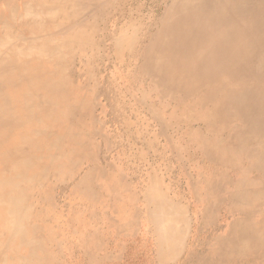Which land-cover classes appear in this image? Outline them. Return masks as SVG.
Wrapping results in <instances>:
<instances>
[{"label":"rangeland","instance_id":"374dc122","mask_svg":"<svg viewBox=\"0 0 264 264\" xmlns=\"http://www.w3.org/2000/svg\"><path fill=\"white\" fill-rule=\"evenodd\" d=\"M238 1H247L239 14L264 8ZM10 2L0 26L10 69L21 75L22 56L37 64L19 95L31 91L36 109L48 101L57 124L17 187L16 215L1 214L0 264H207L240 209L264 211L263 46L248 54L262 67L254 77L205 83L176 68L197 63L192 0ZM259 17L240 30L260 28ZM168 225L180 239L174 255ZM223 264H264V237Z\"/></svg>","mask_w":264,"mask_h":264},{"label":"bare ground","instance_id":"6f19581e","mask_svg":"<svg viewBox=\"0 0 264 264\" xmlns=\"http://www.w3.org/2000/svg\"><path fill=\"white\" fill-rule=\"evenodd\" d=\"M0 3H5L7 9H0V26L8 27V19L11 18L13 8L10 0H0ZM28 0H25V3ZM244 3L234 0L233 6L223 7L226 5L225 0H192L185 6L186 11H190L200 6V23L195 33V41H200L197 47L192 44L191 53L196 52L194 60H197L195 65L181 64L176 68L181 67L194 68L193 78L195 75H200L201 81L205 83L217 82L219 84L222 77H229L231 83H237L245 79H250L261 72L262 68L254 67L257 61L251 60L252 56L248 55L251 51L258 50L259 47H264V8H261L260 3L256 2L252 9L256 12L253 14H239L234 8L244 6ZM260 2V1H259ZM248 4V3H247ZM246 4V5H247ZM26 5V4H25ZM263 15L260 28H245L240 30L241 23L257 24L259 17ZM1 29V27H0ZM257 34L263 35L258 36ZM221 38L219 44L213 41V52L207 51L206 44L210 39ZM7 44V40L0 39V222L1 214L5 210L9 216L16 215L18 207L17 187L22 181H28L33 170L37 167L39 159L45 155L44 142L48 139L46 131L50 126L53 127L56 121V112H50L46 109V102L39 100V107L34 108V100L31 97V91H26L25 95L20 96L22 84L29 83L31 75L37 64L33 61L28 62L25 57H19L18 65L21 67V75L19 72L14 73L10 69L12 60L11 52H4L2 47ZM204 44V53L207 54L203 59H200V47ZM211 44V43H209ZM184 50V49H183ZM187 51V50H186ZM185 52V51H184ZM23 54L19 53V56ZM239 59H244L246 62H241ZM264 58H262V62ZM261 63V61H259ZM13 65V64H12ZM238 65V67H235ZM32 73V74H31ZM31 74V75H30ZM177 76V70L172 72V76ZM198 77V76H197ZM177 83V82H176ZM40 96V95H39ZM25 97V98H24ZM24 98V101L22 99ZM41 98V97H40ZM28 102V105L26 103ZM51 102V101H49ZM37 103V104H38ZM27 105V111L22 110L23 105ZM45 104V105H44ZM34 108V109H33ZM32 111H28L31 110ZM23 111V112H22ZM216 115L218 114L215 111ZM37 151L41 153L38 154ZM48 153V152H47ZM28 174V175H27ZM261 192H254L250 195L255 197ZM235 198L247 199L248 194L231 195ZM172 207V206H171ZM170 207V208H171ZM258 203L251 204L250 209L253 212L242 210L239 212L240 219L236 222L229 233L222 239L218 248L210 255V258L204 262L207 264H223L227 257L239 253L241 250H247L250 246H254L258 239L264 237V211L255 212ZM173 208V207H172ZM174 209V208H173ZM177 212V211H175ZM176 215V214H175ZM164 216V215H163ZM167 220V219H166ZM166 224V223H165ZM176 224V223H175ZM167 225V224H166ZM168 225L167 236H175L167 244L168 255L175 254V247L180 244L179 235L176 231L170 230ZM173 227V225H171ZM163 227V226H162ZM177 228V227H176ZM164 229V227H163ZM165 231V232H166ZM174 232V233H173ZM162 234V233H161ZM178 235V236H177ZM163 236V234H162ZM186 237V236H185ZM170 238V237H169ZM176 238V240L174 239ZM176 241H179V244ZM210 261V262H209Z\"/></svg>","mask_w":264,"mask_h":264}]
</instances>
